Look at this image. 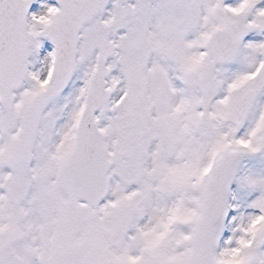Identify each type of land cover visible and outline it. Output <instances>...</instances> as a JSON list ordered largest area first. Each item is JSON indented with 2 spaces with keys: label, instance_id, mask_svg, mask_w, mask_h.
I'll return each mask as SVG.
<instances>
[{
  "label": "snow or ice",
  "instance_id": "obj_1",
  "mask_svg": "<svg viewBox=\"0 0 264 264\" xmlns=\"http://www.w3.org/2000/svg\"><path fill=\"white\" fill-rule=\"evenodd\" d=\"M0 264H264V0H0Z\"/></svg>",
  "mask_w": 264,
  "mask_h": 264
}]
</instances>
